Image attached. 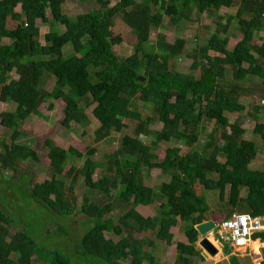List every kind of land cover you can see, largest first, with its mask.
Here are the masks:
<instances>
[{"label":"trees","instance_id":"16d2710c","mask_svg":"<svg viewBox=\"0 0 264 264\" xmlns=\"http://www.w3.org/2000/svg\"><path fill=\"white\" fill-rule=\"evenodd\" d=\"M14 1L19 5L18 12L11 11L10 0H0V102L17 98L13 112L0 114V125L12 130L11 144L0 143L4 149L3 154L0 152V171H15L19 161H38L35 151L14 141L20 135L23 118L38 115L46 95L60 105L62 128L81 124L89 109L98 124L94 141L127 129L124 121L133 122L134 127L131 135H122L119 148L104 155L103 161L91 159L95 152L92 148L85 153L71 147L60 148L49 156L53 173L50 179L37 181L24 172L18 175L16 189L22 192L23 200L41 208L50 220L73 212L74 185L80 178L89 191L81 195L78 209L84 217V228L73 253L59 245L48 248L36 242L25 228L17 231L23 241L19 244L14 237L7 240L13 220L0 203V264H33L34 256L42 264H121L119 261L127 258L131 264L144 260L153 263L143 243L151 245L154 239L168 244L169 229L177 222L188 228L184 230L186 242L174 243L172 264H193V258L201 259L194 247V226L207 222L209 211L204 196L194 192L195 182L204 191H215L219 201L227 203L226 217L236 211L264 217V170L250 169L259 153L258 144L264 146V124H255L253 139L249 141L242 139L240 126L228 125L222 115L224 111L235 115L243 110L237 100L246 93L247 76L255 77L264 86V0H113V6L107 0H94L95 8L73 20L62 12L66 0ZM222 7H234L235 12L194 50L190 68L199 70L197 77L169 67V61L187 47L185 39L164 43L163 37L157 35L153 51L143 48L149 35L160 27L163 16L170 25L191 21L190 15L198 19L207 14L220 20ZM116 17L135 36L132 52L122 59L113 49L121 42L119 35L111 33ZM229 18L236 22L240 38L227 49L228 37L224 34ZM44 23L58 24L62 30L42 34L40 25ZM257 31H262L263 37L253 41ZM65 45L71 48L67 58L61 53ZM12 71L17 79L10 77ZM71 74L80 80L74 94L65 91L67 76ZM48 76L53 78V84L47 91L44 83ZM133 102L150 106L145 120L159 122V130L149 131L145 124L135 123L141 117L132 109ZM247 108L248 116L255 118L259 107ZM204 121L212 129L204 150L198 152L190 147ZM141 135L151 136L152 140L144 142ZM159 143L166 144L161 160L154 154ZM46 146L52 151L57 149L53 140H47ZM185 146L187 151L181 153ZM80 160L81 165L76 166ZM66 163L69 167L64 170ZM153 169L167 177L155 188L142 181V173ZM241 189L246 192L244 198ZM112 191L111 201H101ZM155 198L160 201L151 217L127 207L130 201L144 199L150 204ZM90 203L95 204V213L88 216ZM117 209L125 211L117 214L114 222ZM57 229L61 231L62 226ZM107 229L119 236L116 241L104 236ZM135 232H141V237L133 236ZM146 232L152 236L150 239ZM252 239L263 243L264 233L255 234ZM222 251L225 255L230 253L226 244ZM229 261L239 264L234 257Z\"/></svg>","mask_w":264,"mask_h":264},{"label":"rangeland","instance_id":"374dc122","mask_svg":"<svg viewBox=\"0 0 264 264\" xmlns=\"http://www.w3.org/2000/svg\"><path fill=\"white\" fill-rule=\"evenodd\" d=\"M109 6H113L115 1L107 0ZM135 3H138L140 0H133ZM10 8L13 12L19 11V5L15 3L14 0H10ZM95 8L94 0H66L62 5L63 14L69 19L73 20L76 15L88 12L89 10ZM235 8L225 9L220 8L219 13L222 18L217 20L214 17H211L207 14H202L198 19H194L193 15H190L189 19L191 21L180 20L175 25H170L167 22V17L163 16L160 27L153 31L147 41L144 43L143 48L146 51H153L156 41V36L161 35L163 37L164 43H172L175 39H185L187 47L184 48V51L173 60L169 61V67L179 73L183 74H193L195 77L198 76L199 70H192L190 65L192 63V57L194 55V50L204 44L208 36L214 31L216 27H220L226 22V18L234 14ZM47 17H50V13L47 11ZM218 24V25H217ZM62 27L58 24H49L44 23L40 25V32L42 34L51 32H60ZM112 35H119L121 42L113 46V49L116 53V56L119 59H122L128 56L132 52V46L135 42L134 33L127 28L124 23L118 18H114L113 27L111 28ZM41 34V35H42ZM228 37L227 47H231L234 43L240 38L238 32V26L236 22L230 21L228 23V28L224 34ZM263 37L262 31H257L253 33V41L259 40ZM42 42V40H40ZM4 43H10L8 40H5ZM62 56L67 58L71 54V48L69 45H65L61 49ZM25 59V58H24ZM245 67V65H243ZM140 70L139 73H141ZM10 77L17 79L14 71L10 73ZM67 84L65 91L69 94H74L78 87L80 80L73 74L67 76ZM246 93L238 97V104L240 103L243 106V110L239 113L233 115L224 111L222 115L225 117L227 124H236L243 129L242 139L251 140L253 139L252 130L256 123L264 124V86L261 85V81L255 79V77L247 76ZM53 84V78L51 76L45 77V89L51 90ZM16 96L9 100L6 103L0 102V114L2 112H13L17 104ZM49 105H52V109L49 108ZM257 105L259 107L258 113L255 115V118H250L247 112V106ZM132 109L137 111L140 115V120L135 123H143L146 126V129L149 131H157L160 129L161 124L157 121H146L145 117L150 115V106L148 104H142L140 102H133ZM85 120L81 124L71 125L70 128H62L59 125V121L62 117L60 110V105L54 101L49 95H46L43 101L39 106V114L33 115L30 114L26 118H23L20 126V135L14 141L19 145H25L28 148L32 149L37 153L38 161H19L15 171L14 169L7 168L0 171V203L7 215L12 217V228L10 229V235L7 237V240L10 237H14L19 244H23L22 239L17 236V231L25 228L29 231L30 235L34 238L36 242L46 246H61L67 252H74V245L78 243L79 236L84 228L83 220L84 217L78 213V209L81 204V195L87 194L89 191L83 185L81 179L74 185L73 195L75 198L73 212L64 218H51L44 214V211L35 206L33 203H26V200H23L22 192H19L16 188L17 180H15L19 174L26 173L28 177H34L37 181H42L50 179L52 176V170L49 165V156L56 153L60 148L66 150L68 147L75 149L80 153H85L89 148L95 150L91 159L94 161H103L104 155H109L112 152L116 151L119 148L120 140L123 134L131 135L132 129L134 127L133 122L124 121L125 124H128V128L123 130L120 133H112L104 139L94 141V130L98 127L97 122L92 118L89 113V109L85 110ZM1 118V115H0ZM1 120V119H0ZM144 120L146 122H144ZM212 126L209 122L204 121L197 128V137L194 143L191 145L190 149L195 151H202L206 146L207 134L211 131ZM228 131V129H226ZM11 133L12 130H7L6 128L0 125V143L3 141L5 144H11ZM218 132H216L217 134ZM141 140L148 142L152 140V137L143 138L141 135ZM47 140H53L56 150L52 151L46 146ZM173 142V141H172ZM177 143V142H176ZM182 146V143H177ZM259 145V153L257 159L251 164V170H264V146ZM165 143H159L154 150V154L159 160L164 156ZM181 153L187 151L186 146L181 147ZM207 149V148H206ZM0 152L3 154L4 149L0 146ZM81 161H78L76 166L81 165ZM69 167V163L64 165V170ZM93 180H96V171L92 175ZM167 177L159 173L158 170H151L149 172L142 173V181L149 187L155 188L161 181H166ZM19 184V183H18ZM194 192L196 195H203L205 203L207 204L209 211L207 212L208 221H212L218 225L221 220H223L228 212V205L225 201H219L218 195L215 191H204L202 187L197 182L194 183ZM119 189V187H118ZM240 195L242 198L246 196V192L241 189ZM114 197V191L106 195L105 199L101 201H111ZM160 199L155 198L153 203L148 204L146 200H141V202H128V208H133L137 213L143 217H151L156 214V208L158 207ZM95 204L90 203V209L86 211V215L91 216L95 213ZM125 210L117 209L116 214L112 217L114 222H116L118 215L123 213ZM238 213V212H237ZM53 219V220H52ZM207 221V222H208ZM51 223V224H50ZM49 224V225H48ZM62 226L61 231H58V227ZM188 228V225L185 223L177 222L174 227L169 229L171 233V238L169 243L164 241L154 240L152 244L146 242L143 243L144 249L148 251V254L152 256L153 263L148 261H142L140 264H172L174 260V243L176 241L186 242L184 236V230ZM54 230V232H53ZM57 232V233H55ZM104 236L111 238L113 241L118 239V235H115L110 231V229L105 230ZM59 234V235H57ZM141 232H135L133 236L136 238L141 237ZM148 238L152 236L150 233L146 232ZM212 245L217 249V253L213 256L206 254L205 251L200 247L199 241L201 236L197 235L196 242L194 247L199 253L201 259L193 258L191 263L193 264H229V258L234 257L241 264H260L262 258L264 259V243H261L262 246L258 249L259 254H254L249 247L246 249H239L234 247L231 243L227 244L226 235L221 233L219 229L216 228L215 231L208 232L204 235ZM146 244V245H145ZM226 244L230 249V254L225 255L222 252V248ZM205 254V256L203 255ZM258 255V256H256ZM121 264H131L130 259H122L119 261ZM33 264H42L39 259L34 256ZM49 264V263H48Z\"/></svg>","mask_w":264,"mask_h":264},{"label":"built area","instance_id":"2783aa9c","mask_svg":"<svg viewBox=\"0 0 264 264\" xmlns=\"http://www.w3.org/2000/svg\"><path fill=\"white\" fill-rule=\"evenodd\" d=\"M217 228L227 236V243L242 248L252 241L255 234L264 233V217L232 214L219 223Z\"/></svg>","mask_w":264,"mask_h":264},{"label":"water","instance_id":"95a60500","mask_svg":"<svg viewBox=\"0 0 264 264\" xmlns=\"http://www.w3.org/2000/svg\"><path fill=\"white\" fill-rule=\"evenodd\" d=\"M217 228V225L211 221L208 222H201L194 226V229L197 232V235L201 236L202 239L199 241L200 247L205 251L206 254L211 256L217 253V249L210 243L207 238L204 237L205 234L211 231H215L214 229ZM205 256V254H203Z\"/></svg>","mask_w":264,"mask_h":264},{"label":"bare ground","instance_id":"6f19581e","mask_svg":"<svg viewBox=\"0 0 264 264\" xmlns=\"http://www.w3.org/2000/svg\"><path fill=\"white\" fill-rule=\"evenodd\" d=\"M260 246L262 245L259 244L257 241H254L253 243H249L246 247H249L250 250L254 252V254H258V249L260 248Z\"/></svg>","mask_w":264,"mask_h":264},{"label":"crops","instance_id":"0c3cea01","mask_svg":"<svg viewBox=\"0 0 264 264\" xmlns=\"http://www.w3.org/2000/svg\"><path fill=\"white\" fill-rule=\"evenodd\" d=\"M228 44H230V41H228ZM227 49H229V47H227ZM228 209H229V208H228ZM228 212H229V211H228ZM235 213H236V214H239V212L237 213V211L234 212V214H235ZM226 215H227V212H226ZM211 222H212V221H211ZM205 238H206V237H205ZM201 239H202V237H201ZM201 239H200V240H201ZM207 240H208V239H207ZM254 241H257L259 244L262 243V242H260V240H258V239H257V240H254ZM254 241H251L250 243H253ZM263 243H264V242H263ZM227 244H228V243H227ZM246 248H247V247H244V248H241V249H246ZM222 252H223V251H222ZM223 254H224V253H223ZM229 254H230V253H229ZM229 254H228V255H229ZM258 254H259V253H258ZM256 256H258V255H256ZM230 258H232V257H230ZM230 258H229V259H230ZM237 261H238V260H237ZM260 262H261L260 264H262V263L264 262V259L262 258V260H261ZM238 263L241 264L240 261H238ZM229 264H230V261H229Z\"/></svg>","mask_w":264,"mask_h":264},{"label":"clouds","instance_id":"9594fccd","mask_svg":"<svg viewBox=\"0 0 264 264\" xmlns=\"http://www.w3.org/2000/svg\"><path fill=\"white\" fill-rule=\"evenodd\" d=\"M233 214H234V213H233ZM235 214H236V213H235ZM218 225H219V224H218ZM218 225H217V226H218ZM217 229H218V228H217ZM214 230H216V229H214ZM252 238H253V237H252ZM258 240H259V239H258ZM252 241H254V240L252 239ZM248 244H249V243H248ZM245 247H246V246H245ZM236 248H237V247H236ZM242 248H244V247H242ZM239 249H241V248H239Z\"/></svg>","mask_w":264,"mask_h":264}]
</instances>
